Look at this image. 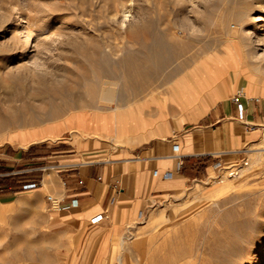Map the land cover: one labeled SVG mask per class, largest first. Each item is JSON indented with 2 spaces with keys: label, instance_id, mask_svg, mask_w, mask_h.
Wrapping results in <instances>:
<instances>
[{
  "label": "rangeland",
  "instance_id": "374dc122",
  "mask_svg": "<svg viewBox=\"0 0 264 264\" xmlns=\"http://www.w3.org/2000/svg\"><path fill=\"white\" fill-rule=\"evenodd\" d=\"M263 1L0 0V82L8 80V84L25 86V94L21 96L25 103L28 92L33 96L35 90H44V100L31 101L35 110L24 111L20 118L0 129V146L9 136L26 142L25 137L32 134L36 137V130L42 125L57 133L60 128L53 121L66 116L69 125L86 131L84 124L69 121L68 115L121 109L159 94L202 56L221 48L224 56L217 61L227 63L197 65L190 74L192 83L184 78L171 88L182 83L194 95L210 85L209 80L203 82L200 77L207 73L216 77L228 74L236 85L235 93L243 89L249 98L264 99V70L260 77L250 76L264 63ZM127 13L131 16L126 20ZM153 21L158 23L163 37L174 43L175 58L164 65L152 63L157 76L144 91L126 96L123 101L118 98L110 103L101 101L99 94L92 91L101 79V67L110 68L114 63L93 64L83 56L94 53L95 48L108 54L112 51L115 60L127 51L140 54L143 47L127 35L135 34L136 27L144 24L143 27L151 28L139 29L149 37ZM76 59L88 63H74ZM210 65L220 69L213 72ZM83 66L87 76L81 78L77 87V99L62 94L60 88L66 87L73 72L76 78L81 76ZM81 86L85 87L84 93ZM53 90L61 92L53 94ZM2 97L8 96L0 91ZM82 100H87V105ZM128 127L119 126L122 130ZM46 149L37 152L44 153ZM37 152L31 151L29 156ZM246 153L244 160L231 165L233 170H240L239 177H228L223 171L220 182L213 174L212 178L196 182L181 196L152 208L122 242L114 245L111 264H246L247 260L251 264H264V131L247 146ZM4 165L0 161V175L5 174ZM10 178L4 181L0 177L1 184L13 186L17 192L24 191L27 182L21 184ZM50 194L46 192L45 198L28 194L0 196V264L55 263L53 258L59 245L57 232L47 221L51 216L48 217L46 197Z\"/></svg>",
  "mask_w": 264,
  "mask_h": 264
},
{
  "label": "crops",
  "instance_id": "0c3cea01",
  "mask_svg": "<svg viewBox=\"0 0 264 264\" xmlns=\"http://www.w3.org/2000/svg\"><path fill=\"white\" fill-rule=\"evenodd\" d=\"M222 56V48L202 56L164 91L130 105L134 110L129 114L113 118L111 110L87 111L86 131L69 125L66 116L53 121L59 125L57 133L42 125L36 137H25L26 142L6 138L0 146V161L5 163L0 177L21 184L38 179L41 185L17 192L0 182V196L45 198L50 192L65 200L61 209H55L46 197L51 216L47 221L57 232L59 245L54 264H111L114 245L152 208L213 174L220 177L225 168L246 158L247 146L264 131V99L243 100L247 113L243 123L237 119L232 102L236 85L228 74L200 77L210 85L194 95L182 83L177 85L182 94L171 92L184 78L193 82L190 74L197 65L227 63L217 61ZM210 69L216 72L220 67ZM122 124L129 127L122 130ZM40 149L46 151L38 154ZM218 164L221 169H216ZM169 172L172 177L166 178ZM72 200L78 201L77 207L71 206ZM100 215L103 220L93 224Z\"/></svg>",
  "mask_w": 264,
  "mask_h": 264
},
{
  "label": "bare ground",
  "instance_id": "6f19581e",
  "mask_svg": "<svg viewBox=\"0 0 264 264\" xmlns=\"http://www.w3.org/2000/svg\"><path fill=\"white\" fill-rule=\"evenodd\" d=\"M130 16L131 15L129 13L125 14V19L126 20L129 19ZM143 25H141V27L136 25L138 32L136 31L135 34L129 33V35H127V37L129 39H131V41H134V43L138 42L143 47V51L140 54L133 52V51L132 52L127 51V53H125L121 59L115 60V59H113L112 51L110 52V54H108L106 50H101L99 48H95L94 53L93 52H87L86 53L84 51L86 54L83 57H86L88 59V61H91L90 63H93V64H94V62L101 63V64L102 63H104V64L105 63H114L113 67H110V68L108 67L109 69L100 66L102 69V74L100 77L101 79L98 82H96L95 90L94 89H93L94 91L91 90L93 94H96V93L99 94L101 101L110 103V102H113L116 98L122 99V101H123V98H125L126 96L129 98L132 95H135L141 91H144V88L150 82H152L153 77L155 78V76H157L156 70L154 71V69L152 68V63H159V64L162 63L164 65V63H169L173 60V58H175L174 57V55H175L174 50L176 48L174 47V43L172 41L167 40L165 37H163L164 34L157 28L158 23L156 21H153L152 22V29L148 30V33L150 34L151 38H149L150 36L148 37L145 30H144L145 32H143L141 30L143 28L145 29V27L146 28H148V27L151 28V27L149 25H147L148 27L147 26L143 27ZM124 26H125V23L123 24V27ZM139 28H141V29H139ZM118 35L120 36V34H118ZM123 35H124V32H123ZM121 37H122V39H125V37L124 38H123V36H121ZM180 37H182L181 34H180ZM89 39H90V37H89ZM104 39H105V37H104ZM107 39H108V37H107ZM91 40H92V37H91ZM108 40H111V39H108ZM119 40H120V38H119ZM128 41H130V40H128ZM263 41H264V39H263ZM105 43H107V42H105ZM119 44H121V43H119ZM122 44H124V43H122ZM125 44H127V43H125ZM107 47H109V46H107ZM110 48L114 49L112 47H110ZM87 51H89V50L87 49ZM114 53H115V51H114ZM116 54H118V52H116ZM95 56L99 57L98 60H96L97 58H94ZM86 58H83V59H86ZM86 62H87L86 60L83 61V60H77V59L74 61V63H86ZM259 64H261V63H259ZM158 66H161V65H158ZM84 68L85 67L83 66V68H82L83 70L81 72L82 75L78 76L77 78L75 77V75H74L75 73L73 72L71 78H69V81L66 84V87H63L64 89L60 88L61 91L63 90L62 92L59 90L62 94L67 95L73 99H77V97H78L77 87L81 85V81H82L81 78L83 79V77L85 78L87 76V71L84 70ZM262 70H264V63L261 66V68H260V66L258 67V70L256 72L250 73V76L253 77L251 79H254V77H260L263 74ZM120 71H121V74H120ZM92 72H93V70H92ZM81 73H79L78 75H80ZM90 75H91V71H90ZM90 79H92L91 76H90ZM4 81L7 83L8 80L7 81L4 80ZM22 81H24V80H22ZM5 82H0V91H2V94L4 96H8L7 99L3 98V97L0 98V129L9 125L13 121H15L17 118H20V115L24 111H26L28 109L35 110L36 108L31 101H33V102L37 101L38 102V100L43 98L42 95H44V93L42 92L44 90H40V91L35 90V93L33 92V94H34L33 96L32 95L29 96V92H28L27 97H26L27 103H25V102H22L23 98L21 97L22 94H25L24 93L26 90L25 86L19 85V84L17 86L16 84H13L14 82L10 83V84H8V83L6 84ZM86 85H88V84H86ZM86 85H84V86H86ZM56 88H59V87H56ZM81 88H82V92L85 91V87L81 86ZM88 90H89V88H88ZM88 90H87V93H89ZM171 90H172L171 92H173V94H175V95H179L180 93L182 94V88H180V86H175V87L171 88ZM59 91L53 90L52 93L56 94ZM239 91H241L244 94L245 99L249 98L247 93L243 89H241ZM46 94H48V93L45 92V95ZM25 96L26 95H24V98H25ZM79 96H80V94H79ZM99 96H98V99H99ZM84 97H86V95ZM51 98H53V96H51ZM28 100H30V101H28ZM43 100H44V98H43ZM62 101H63V99H62ZM86 101L84 102V100H82V102H84L85 105H87ZM79 103H80V101H79ZM66 105H67V103H66ZM66 105L64 107H67ZM115 106H116V104H115ZM121 106H123V104H121ZM127 107H126V109H123V110H120L119 108L111 110L113 113L112 114L113 118L115 116H116V118H118L121 115H123L124 113L129 114L134 110V108L131 106L130 107L127 106ZM120 108L122 109V107H120ZM86 113H87V111H78V112L71 113L68 115V120L69 121L79 120V123L84 124V125L85 124L88 125ZM246 264H251L250 260H247Z\"/></svg>",
  "mask_w": 264,
  "mask_h": 264
},
{
  "label": "built area",
  "instance_id": "2783aa9c",
  "mask_svg": "<svg viewBox=\"0 0 264 264\" xmlns=\"http://www.w3.org/2000/svg\"><path fill=\"white\" fill-rule=\"evenodd\" d=\"M243 100L245 101H250L252 99H245L244 94L241 91H237L233 97H232V102L235 104L236 109H237V119L240 122L245 123L246 122V117H247V113H246V106L245 103L243 102ZM254 127L250 128V131H253ZM245 166L248 165L247 162L244 163ZM181 168V165H179V169ZM222 165L218 164L216 165V169H221ZM223 171H226L228 173V177L231 178H237L240 175V170L237 168H234V170L232 169V167H228L225 168ZM166 178H171L172 177V173H167L165 175ZM218 179H220V182H223V175H221L220 177H218ZM41 185V182L39 180H35V181H29L27 182L24 186L23 189L28 191V190H34L37 189L39 186ZM47 202L51 205L52 208L55 209H61L63 204L65 203L64 199H58L53 195L47 196ZM72 207H77L78 206V201L77 200H72L70 202ZM103 216H97L95 217L92 222L93 224H98L103 220Z\"/></svg>",
  "mask_w": 264,
  "mask_h": 264
}]
</instances>
